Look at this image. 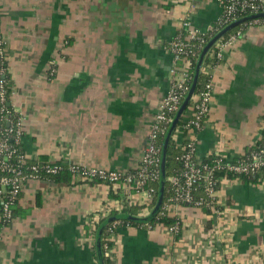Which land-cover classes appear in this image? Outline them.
Wrapping results in <instances>:
<instances>
[{"label":"crops","instance_id":"0c3cea01","mask_svg":"<svg viewBox=\"0 0 264 264\" xmlns=\"http://www.w3.org/2000/svg\"><path fill=\"white\" fill-rule=\"evenodd\" d=\"M219 13L214 0H0V69L10 78L8 105L23 119L24 154L132 170L172 81L167 44L185 30L183 22L203 29ZM233 33L209 67L200 159L220 152L235 160L262 132L264 25ZM225 182L221 214L174 209L177 237L162 226L119 223L106 252L111 264H264V182ZM113 193L77 176L24 180L17 201L23 214L0 222V264H98L90 218Z\"/></svg>","mask_w":264,"mask_h":264},{"label":"built area","instance_id":"2783aa9c","mask_svg":"<svg viewBox=\"0 0 264 264\" xmlns=\"http://www.w3.org/2000/svg\"><path fill=\"white\" fill-rule=\"evenodd\" d=\"M194 1V0H192ZM220 13L215 21L219 23H230L241 14L250 15L264 12V0H214ZM193 6V5H192ZM185 30L177 32L172 40L167 44V50L172 56L171 61V84L160 100L157 110L154 113L149 125L148 140L143 148L139 163L132 170H109L103 168H80L75 164H68L69 168L75 172V176L84 181H91L100 178L112 190L115 197L110 200L101 215L92 216L91 224L98 223L103 217L112 210H121L124 205L137 207V216L146 217L152 210V200L155 183L160 179V146L158 140L164 138L167 128L173 119L174 114L179 109L182 101L190 89V67L193 66L189 58L193 46H202L206 41L203 34L210 30H215L212 23L205 28H197L190 25V22H183ZM246 25H264V17H257L248 20ZM236 33L230 34L225 39H219L213 47L219 48L213 52L217 59L222 58V50L232 43L236 38ZM196 40L197 43L192 41ZM2 51L0 49V56ZM195 68V66H194ZM201 71L206 69L201 66ZM212 97V87L210 80L205 84L204 89L192 94L190 101L182 112L180 119L171 135L179 153L177 159L181 163L180 169L176 170L167 177L169 181V196L162 201L157 213L172 214L174 209L182 206L202 208L206 206L211 213L221 214L222 202L218 197L217 183L225 181L216 177V170L230 171L233 174L249 173L264 166V145L256 150H249L239 155L235 160L224 158L220 152H214L213 165L203 163L196 150L197 132L204 126L205 120L210 113V101ZM192 100V102H191ZM0 201L1 217L10 219V204L13 199L18 197L21 192L24 180L28 178H41L37 173L41 166L47 173H55L63 167L64 163L48 162L41 165H31L32 172L25 173L22 165L25 164L26 156L22 153L20 146L23 135V119L8 105L5 81L3 79V69H0ZM264 133V122L262 132L256 139L260 140ZM182 136V140L180 138ZM256 141L254 143H256ZM254 143L252 145H254ZM251 146V145H250ZM21 151V152H20ZM22 167V168H21ZM238 180L234 177L233 180ZM227 182V181H226ZM225 182V183H226ZM203 188L205 197H196L194 193L199 186ZM205 198V199H204ZM5 199V200H4ZM123 213V212H118ZM0 217V220H1ZM145 226L148 223H144ZM117 223L109 228L108 239L113 241ZM162 226L169 234H179L181 220L175 221L169 226L157 223ZM1 238V233H0ZM106 252L109 247L105 246Z\"/></svg>","mask_w":264,"mask_h":264},{"label":"trees","instance_id":"16d2710c","mask_svg":"<svg viewBox=\"0 0 264 264\" xmlns=\"http://www.w3.org/2000/svg\"><path fill=\"white\" fill-rule=\"evenodd\" d=\"M246 16L245 14H241L239 17H244ZM264 17V16H262ZM248 20L241 22L240 24H238L237 26L233 27L231 30H229L227 33H225L223 35V37H221V39H225L227 38L230 34L233 33L234 30H236L237 28H242L244 27ZM213 26H215V30H210L208 32H206L205 34H203L202 36H204L205 41L207 42L214 34H216L218 31H220L224 26L228 25L229 23H219L216 21L212 22ZM193 43H197L198 41L193 40ZM206 44V43H205ZM205 44H202V46L198 45V46H193L192 48V53H190L188 56L190 58V60L193 63V66L190 67L189 71H190V84L192 83L193 80V74H194V66L196 65L197 59L199 57V54L202 50V48L204 47ZM215 46L211 47V49L207 52V54L204 56L203 60H202V68L204 67L206 69V72L201 71V67H200V71L197 77V82H196V86L194 89L193 94H197L199 92H201L204 89L205 84L209 81L210 79V75H209V69L215 65L216 63H218L219 59L216 58V56L211 55L210 53L214 50ZM210 52V53H209ZM210 67V68H209ZM3 79L5 81V87H6V93H7V98L9 101L10 98V78L9 75L6 73L3 76ZM192 102V100H191ZM264 119V117H263ZM162 142H163V138L161 137L160 140H158V144L160 146V154H161V148H162ZM264 145V133L262 134V138L260 140H257L256 143H254V145L249 146L246 149V153L253 149L256 150L260 147H263ZM21 152V151H20ZM22 153H24L22 151ZM179 153V149H177L175 147L174 144V139L170 138V141L168 143L167 149H166V155H165V172H166V177H165V185H164V198L163 200H165L168 196H169V181L167 180V177L170 176L172 173H174L176 170L180 169L181 167V163L180 161L176 158L177 155ZM26 156V155H25ZM213 159L214 156L213 155H208L204 158H202V162L203 163H208L209 165H213ZM42 163H45V161L43 159H30L26 156V160H25V164L22 165V169L25 173H30L32 172L31 169V165L33 164H37V165H41ZM37 173L39 174V176L41 178L44 179H49L55 182H71L74 179L75 176V172L73 170H71L68 166V163H64L63 167L58 170L55 173H47L45 172V170L39 166ZM2 174V172L0 171V175ZM214 174L216 175V177H220L222 178L224 181H231L234 179V177L238 178L239 180L243 181V182H247V183H261L264 182V166H261L260 168L256 169L253 172H249V173H239V174H233L230 171H224V170H216L214 171ZM91 182H102L105 183L102 179L100 178H94L93 180H91ZM221 185V182L217 183V188H219ZM155 191L153 194V200H152V206L155 204L156 199H157V191H158V182L155 183L153 185ZM196 195V197L199 196H203L204 192H203V188L200 186L198 188V190L196 191V193H194ZM20 196V193L18 195V197H16L15 199L12 200L11 204H10V219L6 220L5 218L1 217V221L2 223H7L9 220H11L15 215L17 214H23L24 210L20 209L17 205V201L18 198ZM205 199V198H204ZM5 200V199H4ZM182 205H185V203L181 202ZM203 209H206L207 211H210L208 208H206V206H202ZM118 212H123V213H129L132 214L134 216H137V207H132V206H127L124 205L122 207L121 210H112L107 217L112 216L114 214H117ZM106 218L103 217L99 220L98 223H93L92 225H89V227L92 229L93 228H98V226L101 224V222L103 220H105ZM175 221V217L170 215V214H162V213H157L153 218H151L150 220L146 221L149 226H154L157 223H162L165 226H169L170 224H172ZM117 223V225L119 223H123V224H128V225H135V226H144L145 222H135V221H131V220H126V219H118V220H113L110 223H108L107 225L104 226L102 233H101V251H102V255H103V261L104 264H111V259L109 258V256L106 255V248L105 246L109 247L112 245V241L108 239V233H109V228L114 224ZM177 237L178 234H175Z\"/></svg>","mask_w":264,"mask_h":264},{"label":"water","instance_id":"95a60500","mask_svg":"<svg viewBox=\"0 0 264 264\" xmlns=\"http://www.w3.org/2000/svg\"><path fill=\"white\" fill-rule=\"evenodd\" d=\"M264 16V12L262 13H256V14H250L244 17L237 18L236 20L230 22L228 25L224 26L220 31H218L216 34H214L204 45L202 48L199 57L197 59L195 68H194V74H193V80L190 86V89L182 101L179 109L176 111V113L173 116L172 121L170 122L167 131L164 135L163 142H162V148H161V154H160V179L158 183V191H157V199L156 202L151 210V212L146 216V217H138L134 216L129 213H117L112 216L107 217L105 220L101 222V224L98 226L96 230V235H95V250H96V255L98 259V264H104L103 261V255L101 251V233L105 225L110 223L113 220H118V219H126V220H131L135 222H146L153 218L157 212L159 211V208L161 206V203L164 198V185H165V177H166V172H165V155H166V149L168 146V143L170 141L171 135L180 119V116L182 112L185 110L187 107L190 98L194 92L196 82H197V77L200 71V67L202 64V60L204 56L207 54V52L211 49V47L215 44L216 41H218L225 33H227L229 30H231L233 27L237 26L241 22H244L246 20H250L252 18H257V17H262Z\"/></svg>","mask_w":264,"mask_h":264}]
</instances>
